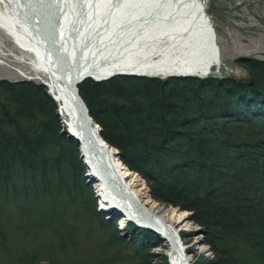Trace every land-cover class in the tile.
Returning <instances> with one entry per match:
<instances>
[{
	"label": "trees",
	"instance_id": "trees-1",
	"mask_svg": "<svg viewBox=\"0 0 264 264\" xmlns=\"http://www.w3.org/2000/svg\"><path fill=\"white\" fill-rule=\"evenodd\" d=\"M238 64L243 80L117 75L78 87L102 139L153 199L194 214L207 264H264V125L255 123L264 121V61ZM61 131L45 86L0 81V264H64L53 256L70 232L51 226L96 209ZM128 228L139 250L158 241ZM139 250L138 264H149Z\"/></svg>",
	"mask_w": 264,
	"mask_h": 264
},
{
	"label": "bare ground",
	"instance_id": "bare-ground-1",
	"mask_svg": "<svg viewBox=\"0 0 264 264\" xmlns=\"http://www.w3.org/2000/svg\"><path fill=\"white\" fill-rule=\"evenodd\" d=\"M206 7V0H0V28L30 56V79L44 84L56 103L61 128L94 181L100 210L117 217L107 220L119 230L127 224L158 232L168 264H190L186 241L175 231L188 215L178 217L152 199L144 180L124 167L99 125L84 115L74 90L86 79L118 74L207 78L220 55Z\"/></svg>",
	"mask_w": 264,
	"mask_h": 264
},
{
	"label": "rangeland",
	"instance_id": "rangeland-1",
	"mask_svg": "<svg viewBox=\"0 0 264 264\" xmlns=\"http://www.w3.org/2000/svg\"><path fill=\"white\" fill-rule=\"evenodd\" d=\"M206 5V15L211 22L215 43L219 50L220 66L218 68L213 67L209 75L205 77L220 81L227 78L245 79L246 74L238 64L240 60L252 58L264 61V0H206ZM133 49L136 50L137 48L133 47ZM134 54L137 55V53ZM28 59H31L30 56L21 51L8 33L0 28V81L8 83L27 81L42 85L41 82L30 79L35 73L27 65ZM169 77L172 78V76ZM255 123L258 124L257 127L264 125L263 120H258ZM64 138L69 141L71 161L79 177H77L76 184L88 187L86 193L95 200L96 209L88 208L87 214L78 216L77 221L65 220L59 225L54 223L51 226L54 231L62 234H65L67 229L70 232L65 235V251L63 253L56 251L57 254L53 256L54 259L64 261V264H138L140 256L136 255V250H139L140 245L133 244V239L138 235H135L136 232L131 233L129 231V225L128 227L124 226L125 229L119 230L118 226L115 227L109 222L107 217L112 215L111 212L107 211V216L100 212L101 205L94 181L86 176L85 167L78 154L77 144L74 140L69 139L66 134ZM116 153H118L117 150ZM130 172L141 178L142 181L144 180L141 175ZM144 182L153 199L154 192H152L151 185L145 180ZM79 198L84 201L78 196ZM155 202L165 209L176 210L178 217L188 215V219L181 226L175 228V231H178L181 238L186 241V259L190 264L209 263L212 260V255L206 243V233L202 227L196 224L194 214L162 201ZM80 204L84 205V202L81 201ZM147 232L154 234L151 231ZM53 239L58 241L57 236H54ZM46 241V237L40 240L41 243ZM35 243L36 247L39 248L38 242ZM153 244H147L139 252L141 255L143 253L147 256H145V260L149 264H166L164 260L168 254L166 243L159 238L158 243ZM191 246L194 247V252L188 249Z\"/></svg>",
	"mask_w": 264,
	"mask_h": 264
},
{
	"label": "water",
	"instance_id": "water-1",
	"mask_svg": "<svg viewBox=\"0 0 264 264\" xmlns=\"http://www.w3.org/2000/svg\"><path fill=\"white\" fill-rule=\"evenodd\" d=\"M53 51H55V50L53 49ZM42 85H44V84H42ZM44 86H45V85H44ZM74 92H75V94H76V96H77V102H78L79 105L81 106V109H82L84 115L87 117V119L91 120L90 115H89V111H88V109L86 108V105H85L83 99H82L81 96L79 95V91L75 89ZM97 127H98V125H97ZM98 128H99V127H98ZM68 138L71 139V140L73 139L71 136H69Z\"/></svg>",
	"mask_w": 264,
	"mask_h": 264
}]
</instances>
